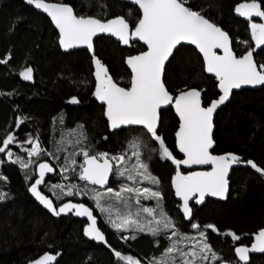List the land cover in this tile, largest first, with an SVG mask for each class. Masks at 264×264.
<instances>
[{"label":"trees","instance_id":"1","mask_svg":"<svg viewBox=\"0 0 264 264\" xmlns=\"http://www.w3.org/2000/svg\"><path fill=\"white\" fill-rule=\"evenodd\" d=\"M50 1L70 4L78 15L100 19L122 15L132 27L140 17L135 5L119 0ZM240 1L252 0H187L186 5L226 30L232 39L233 50L241 55L254 47L251 24L256 21H246L237 15L235 6ZM257 2L264 11V0ZM143 49L144 46L135 40H131L130 47H122L113 37L100 35L94 40L92 52L86 48L64 51L58 44L56 29L44 13L25 0H0V147H4V139L12 133L14 140L6 150L12 148L16 159L19 157L27 162L19 146L30 147L37 139L57 161L55 164L46 156L39 160H48L55 168L45 183L51 181L61 185L55 187L54 193L46 189L45 183L41 190L56 204L72 199L90 205L99 218L108 244L121 256L130 254L140 261L155 260L172 241L204 232L205 242L217 259L212 261L209 257L202 264H216L222 260L241 264L234 255V246L248 244L252 234L264 225V176L251 167H234L226 200L208 198L201 206L193 205V218L186 222L171 188L175 165L172 160L160 158L159 143L141 127L110 130L108 126L104 103L94 95L97 85L94 57L112 81L128 87L131 74L125 58ZM254 56L259 67L264 65V46L258 47ZM26 68L32 69L31 80H24L20 75ZM163 81L173 94L189 87L201 89L204 104L218 96L215 77L205 73L200 54L190 45L181 44L175 49L165 65ZM73 97L78 103L70 102ZM160 114L157 132L173 157L179 158L174 146L178 120L170 107L161 110ZM214 125V152L233 153L242 161L251 160L264 168V86L234 91L229 101L217 111ZM81 149L94 154L123 155L125 159L118 167L126 168H130L129 164L137 156L134 153L138 152L140 160L159 181L152 184L151 189L161 193L160 207L175 227L162 229L159 235L153 236L147 230H117L103 223L99 211L87 197L101 188L79 177ZM4 155L5 152L0 153V195L3 196L0 198V264H25L49 249L62 251L55 264H127L111 249L85 237L83 219L71 214L52 216L31 197L28 187L36 177L35 166L39 161L21 169L13 162L16 159L9 161ZM72 159L75 164L70 163ZM60 167L69 168L66 179L82 186L84 192L73 187L69 190L72 194L65 195L68 186L58 183H64L58 174ZM125 181L114 174L108 187L135 188L137 184L128 179L129 185H126ZM126 195L133 197L132 193L124 192L121 198ZM139 200L135 198L134 201ZM151 202L153 204L148 201L149 205ZM193 223L198 225L196 229L191 227ZM207 225H213L215 230ZM173 231L178 235L172 237ZM229 233L238 236L239 240ZM125 234L128 237L123 239ZM248 264H264V254L252 255Z\"/></svg>","mask_w":264,"mask_h":264},{"label":"snow or ice","instance_id":"2","mask_svg":"<svg viewBox=\"0 0 264 264\" xmlns=\"http://www.w3.org/2000/svg\"><path fill=\"white\" fill-rule=\"evenodd\" d=\"M28 2L34 4L36 8L42 9L51 17L59 29V43L66 50L80 45H86L91 50L93 37L99 33L114 35L124 44L129 43L130 37H136L143 41L148 50L127 58L126 63L132 70L131 87L127 89L118 87L113 83L112 78L107 75V70L94 57L97 69V85L94 95L107 105L105 115L110 127L116 129L122 125H142L151 134L152 138L159 143L161 159L172 160L176 165H212V171L210 172H191L188 175H182L177 171L173 177L172 182L176 195L183 199L182 211L185 218H190L192 215V210L189 207V198L192 193L199 194L200 198L197 203L203 201L205 193L221 198L225 196L228 190L227 175L230 167L243 161L240 156L233 153L219 156L210 154L209 149L214 143L211 135L213 129L212 118L218 106L229 99L232 89L240 88L242 85H264V65H260L258 70L253 60L254 50L250 49L240 57L234 55L229 47L227 33L206 19L200 12L186 7L187 0H135V3L142 10V17L138 20L135 30L131 32H129V25L123 17H116L102 22L100 19L91 16L75 15L73 9L66 4H52L45 2V0H28ZM236 12L245 17L255 15L264 18V11L261 10L257 0L240 4L236 8ZM251 33L256 45L264 46V23H252ZM181 41H189L203 53L206 71L214 73L219 81L222 95L213 100L208 107L201 106V93L195 88L182 91L173 98L162 81L165 61L169 59L174 48ZM214 48H222L224 55H217L213 51ZM20 75L24 80H31L32 69L26 68ZM173 99H175V109L181 122L179 130L176 132L177 146L185 154L186 159L184 160L175 159L163 138L157 135L158 110L162 106L170 104ZM70 102L78 103L75 97ZM17 123L19 124L20 121H17ZM13 140L14 137L9 134L3 141L4 147H0V153L5 152L7 146ZM132 146L135 147L134 144ZM80 151L84 156L80 179L89 181L92 184L104 185L113 167L107 153H98L94 156L90 155L87 149H81ZM40 152L39 145L33 143L28 155L36 156ZM8 155L11 156L12 154L9 152ZM134 155L138 157L139 153H134ZM111 159L120 164L125 157L121 155ZM100 160H103V163H100ZM13 162L18 163L21 169H26L29 163H32V161L25 162L19 157ZM70 163L75 164V159H72ZM246 163L256 172L264 175V168L259 167L251 160L246 161ZM39 170L40 179H37L30 188L33 195L55 215L75 209L76 215L86 216L91 223L84 229L85 234L98 241H104V235L96 226V217L93 216L89 208L83 204L65 203L57 211L53 207L52 201L38 191L37 186L43 182L45 173L52 172L53 168L47 163H41L39 164ZM62 171L66 172L68 168L65 167ZM134 171L143 180H151L154 184L159 183L158 179L148 172L147 164L139 159L137 164L134 165ZM120 175L123 176L124 171H121ZM127 178L135 180L136 176L129 174ZM54 187H61V185H55ZM107 191L112 193L110 188ZM124 192L135 193L137 196H143L144 199L156 198L158 202L162 199L159 191H153L148 187L134 188L128 186H124L121 191L116 192V198L119 199ZM71 194L70 191L68 195ZM0 198H3V196L0 195ZM96 199L99 206V193H97ZM142 211L152 215L154 210L143 208ZM160 217L161 220L156 221V223L159 225L163 222L162 228L152 227V221L148 222L146 228L144 224L140 223L139 219H134L131 213L117 215L116 219L110 218V223L117 230L134 228L141 232L147 230L153 236H157L162 229L175 227L162 208ZM191 227L196 229L198 225L193 223ZM206 227L215 230L213 225H207ZM177 235V231L171 233L172 237ZM199 236L203 238L205 233L200 232ZM182 239L183 237H181ZM233 239L239 240V237L233 235ZM255 241L256 243L251 248L237 247L235 249L240 260L247 261L250 251L264 252V229L258 232ZM179 243L180 240L172 241L171 245L165 250V255L154 260L152 264H196L197 260H208L209 253H211L210 258L212 260L217 259L216 254L212 252L210 246L203 239L197 241L196 247L199 248V251L195 248L184 251L177 247ZM115 255L126 261L127 264H139V261L133 260L132 257L121 256L118 251L115 252ZM54 259V256L46 253L34 264H47V262Z\"/></svg>","mask_w":264,"mask_h":264},{"label":"water","instance_id":"3","mask_svg":"<svg viewBox=\"0 0 264 264\" xmlns=\"http://www.w3.org/2000/svg\"><path fill=\"white\" fill-rule=\"evenodd\" d=\"M119 1H124V2H127V3H130V4L135 5V6L138 8V10L140 11V17H139V19L142 17V10L139 8V5H137V4L135 3V0H119ZM25 2H26L28 5H30L31 7H33L35 10L44 13V14L50 19V21H51L53 27H54V28L56 29V31H57V34H58V44H59V46H60V48H61L62 50H64V51H69V50L77 49V48H86V49H88V47H87L86 45H80V46L72 47V48H69V49H67V50L64 49V48H62L61 45H60V43H59V39H60L59 29L56 27V25H55L54 22L52 21L51 17H50L46 12H44L42 9H38V8H36L34 4H30V3L28 2V0H25ZM45 2H47V3H52V4H61V3H62V4H66V5L70 6V7L73 9V7H72L70 4L66 3V2L50 1V0H45ZM251 2H252V1H240V2L235 6V11H236V8H237L240 4H243V3H251ZM185 6L188 7L187 5H185ZM189 8H190V7H189ZM190 9H191V8H190ZM191 10H193V9H191ZM261 10L263 11L262 7H261ZM194 11H195V10H194ZM73 12H74V14L77 15V16H85V17L91 16V17L97 18V17L92 16V15H78V14L75 13L74 9H73ZM236 13H237V12H236ZM202 15H203V14H202ZM237 15H238L241 19L246 20V21H249V20H258L259 23H264V18H262V17H257V16H255V15H253V16H251V17H245V16H241V15L238 14V13H237ZM203 16H204L206 19H208L210 22H212L213 24L217 25L216 23H214L213 21H211L209 18H207L205 15H203ZM116 17H123V16H122V15H116V16L110 17V18H108V19H100V18H97V19H100L102 22H106L107 20L114 19V18H116ZM123 18H124V17H123ZM124 19H125V18H124ZM139 19H138V20H139ZM125 20H126V19H125ZM138 20H137V22H138ZM126 22H127L128 25H129V32L134 31L137 22H136V24H135L133 27L130 25V23H129L127 20H126ZM217 26L220 27L219 25H217ZM220 28H221L225 33H227V35H228V37H229V47L231 48V50H232V52H233L234 55H236L237 57H240V56L245 55V54L249 51V50H248V51L244 52L243 54L238 55V54L233 50V47H232V39H231L230 35L228 34V32H227L226 30H224L222 27H220ZM100 35H107V36L113 37L116 41H118V42L120 43V45H121L122 47H130V45H131V40L138 41V42H140V43L144 46V49H143L142 51L137 52V53L130 54V55H128V56L125 58V64H126L127 68L129 69L130 74H131V77H130V84H129V86H128V87H123V86H120V85H118L117 83H115V82L113 81V83H115L118 87H123V88H125V89L130 88V87H131L132 70H131V68L129 67V65L126 63L127 58L130 57V56H136V55H139V54L142 53V52H146V51L148 50L147 45H146L143 41H140V40H139L138 38H136V37H130V39H129V43H128V44H124V43H122V42L119 40L118 37H116V36H114V35H111V34H109V33H99V34H97L96 36L93 37V40H92L93 47H92L91 50L88 49L90 52H92L93 49H94V40H95V38L98 37V36H100ZM181 44L190 45V46L194 47V48L197 50V52L200 54V56H201V58H202V61H203V67H204V71H205V73L208 74V75H212V76H214L215 79H216V81H217V91H218V96H217L216 98L212 99L208 104H204V100H203V98H202V90L199 89V88H197V87H189V88H186V89H183V90L177 92L176 94H173L172 92H170V91L167 89L166 85H165V84H164V85H165L166 89L169 91V94H170L173 98H175L176 96H178V95L180 94V92H182V91H187V90H189V89H193V88H195L196 90L200 91V93H201V106H202V107H208V106L211 104V102H212L213 100L218 99L219 96L222 95L221 89L219 88V81H218V79L216 78V76H215L214 73H209V72L206 71V63H205V60H204L203 53H201V52L199 51V49H198L194 44H191L189 41H181L180 44H178V45L174 48L173 53H174L175 49H176L177 47H179ZM258 47H260V46H257V45H256V42H255V43H254V47L252 48V50H254V51H253V60H254L255 63H256V61H255V56H254V55H255L256 50H257ZM213 51H214L217 55H219V56H223V55H224V50H223L222 48H214ZM172 55H173V54H172ZM172 55H170V57H171ZM170 57H169V59H170ZM169 59H168V60H169ZM168 60H167V61H168ZM167 61H165V65H166ZM256 65H257V63H256ZM164 68H165V67H164ZM257 68H258V70H259V66H258V65H257ZM163 75H164V71H163V73H162V81H163ZM163 82H164V81H163ZM263 86H264V85H242L240 88H234V89L231 90V93H230L229 99L231 98L232 93H233L234 91H238V90H241V89H247V88L256 89V88H260V87H263ZM229 99H228L227 101H225L223 104L219 105L218 108H217V109L215 110V112L213 113V118H212V119H213V129H212V133H211V135H212V139H213V132H214V128H215V125H214V118H215V115H216L217 111H218V110H219L224 104H226V103L229 101ZM103 103H104V102H103ZM169 107L172 109L174 115L176 116V118H177V120H178V125H177V128H176L175 132H174V146H175V150H176L177 153L180 155V157L177 158V160H184V159H186L185 154L182 153V152L179 150V147L177 146L176 132L179 130V127H180V123H181V122H180V117H179V115L177 114L176 109H175V99H173V100L171 101L170 104H168V105H164V106H162V107L158 110L159 120H158V124H157V130H158L159 125H160V119H161V114H160V112H161V110H163V109H167V108H169ZM106 108H107V105L104 103V116H105V119L107 120V123H108V126H109L110 130H115V129H113V128L110 127L109 121H108V119H107V117H106V115H105ZM128 126H138V127H142V128H144V126H142V125H122V126H120L119 128H121V127H128ZM116 129H118V128H116ZM144 129H145V128H144ZM145 130H146V129H145ZM146 131H147V130H146ZM10 134H12V133H10ZM213 141H214V139H213ZM214 146H215V141H214V143H213V146L209 149V152H210L211 155H213V156H219V155H224V154H225V153H216V152H214V151H213ZM89 154H90V155H94V156L97 155V154H94V153H89ZM107 157H108V159L110 160V162L112 163L113 167H112V170L109 172L108 180H107V182H106L104 185H96V184H92L91 182L86 181V180H82V181H85V182H87V183H89V184H92V185H96L97 187H100V188L108 187L109 184H110V180H111V178H112V176H113V172H114V168H115L116 162H114V161L111 159V157H109V156H107ZM82 161L84 162V156H83V158H82ZM99 162H100V163H103V160H100ZM41 163H47V164H49V166L53 168V171H52V172H46V173H45V176H44V180H43V182H42L40 185L37 186L38 191H39L42 195H44L45 197H47L48 199H50V200L52 201V203H53V207H54L57 211H58L59 208H60L63 204H65V203H71V204H83L85 207L89 208V209L92 211L93 216L96 217V226H97V228L101 231V233H102V234L104 235V237H105L104 232L102 231V229H101L100 226H99V218H98V216L96 215L94 209H93L90 205H88L87 203H85V202H83V201H77V200H72V199H66V200H64V201H62V202L56 204V203L53 201V199H52L49 195L45 194V193L41 190V187H42V185L45 183V181L47 180L48 175L52 174V173L54 172V170H55L54 166H53V165L51 164V162L48 161V160H42V161L38 162V163L36 164V166H35L36 177H35V179L32 181V183H31V184L29 185V187H28V191H29V194L31 195V197H32V198H33V199H34V200H35V201H36V202H37V203H38L43 209H45L48 213H50L52 216L59 217V216H65V215H69V214H71V215H72L73 217H75V218L83 219V220L85 221V224H84V226H83V234L85 235V237L88 238V239H90V240H93L94 242H96V243H98V244H102L103 246L107 247L108 249H111V251L114 252V254H115L116 251H114V250L111 248V246L108 244V242H107V240H106V237H105V240H104V241H98V240H96V239H94V238H91V237H89V236H87V235L85 234L84 229H85V228L91 223V222L88 220V218H87L86 216H78V215H76V214H75V209H72L71 211L66 212V213H61L60 215H55V214H53V212H52L51 210H49V209H48L43 203H41V202H40V201H39V200L33 195V193L30 191V188H31V185H32L33 183H35V181H36L37 179H40V175H39V171H40V170H39V164H41ZM174 165H175V167H176V172L179 171L182 175H188V174L191 173V172H210V171H212V165H211V164H180V165H176V164H174ZM238 166H247V167H251L250 165H247L246 161H243L242 163H239V164H236V165H232V166L230 167L229 172H228V175H227V180H228V190H227V192L225 193V196H224L223 198H221V197H217V196H212V195H210V194H208V193H205V196H204L203 201H202L201 203H197V200L200 198V197H199V194H198V193H192V195H191L190 198H189V207H190L191 210H192V215H191L190 218H185V217H184V214H183V211H182L183 199H182L181 197H179V196L176 195V190H175V187H174L173 182H172V181H173V177L176 175V172L174 173V175H173L172 178H171V188H172V191H173V196H174V198L176 199V201L178 202V209H179V212L181 213V215L183 216V219H184L186 222H190V221L192 220V218H193V209H192V205H191V204H195V205L201 206V205H202V204H203L208 198H209V199H214V200H219V201H224V200H226V198H227V196H228V194H229V190H230V180H229V177H230V174H231V170H232L234 167H238ZM251 168H252V167H251ZM181 170H185L186 172H183V171H181ZM254 170H255V169H254ZM80 172H81V169H80ZM80 172H79V177H80ZM263 176H264V175H263ZM261 229H264V225H263L261 228H259L256 232H254V233L252 234V239H251V241H250L248 244L238 243V244H236V245L234 246L233 252H234V255H235L236 259L239 261V263H241V264H248V263L250 262V258H251L252 255H260V254H264V252H260V251H250V252L248 253V260H247V261H242V260L239 259V256L237 255V253H236V251H235V249H236L237 247H247V248H251V246H252L254 243H256V241H255V236L258 234V232H259ZM46 253L55 257L54 260L47 262V264H55L56 261L58 260V258L60 257V255L62 254V251H61V250L52 251L51 249L46 250V251L40 253L39 255H37L36 257H34V258L28 260L25 264H34L35 261H37L38 259H40V258H41L42 256H44ZM216 264H231V263H230L229 261L222 260V261L217 262Z\"/></svg>","mask_w":264,"mask_h":264},{"label":"rangeland","instance_id":"4","mask_svg":"<svg viewBox=\"0 0 264 264\" xmlns=\"http://www.w3.org/2000/svg\"><path fill=\"white\" fill-rule=\"evenodd\" d=\"M96 70L97 69H96V64H95V76H96ZM96 84H97V79H96ZM33 143H37L39 145V147L41 149V152H40V154H38L36 156H29L28 153L32 149V144ZM19 150H20V152L24 153V156L27 158V162L28 161H32V163H30V164H35L36 162H38L44 156L48 157L55 164H57L56 158L52 155V153H50L49 151L44 150L43 147H41V145H40V143H39V141L37 139H34L32 141L30 147L19 146ZM9 152L12 154L11 156L8 155ZM4 156L9 161L10 160L12 161V160L16 159L15 156H14V151H13L12 148H8L5 151V155ZM82 156H83V154H82ZM107 156H109L111 158L112 157H116V156H110L108 154H107ZM119 156H121V155H119ZM138 159L140 160V158L137 157V156H135L133 158L132 163L129 164L130 168H126V166L118 167L120 164L118 165L116 163L117 169L115 167L114 172L116 171V173L113 172V175L115 174L117 177H119V178L121 177V178L125 179L126 181L124 182V184H126V185H129V182L127 181L128 180V178H127L128 175L129 174L135 175L136 176L135 181L137 182V184H135V187H140V188L148 187V188H151V185L154 184V183L151 180H143L134 171V165L137 164V160ZM68 170H69V168H68ZM58 171H59L58 174L60 175V177H62L64 179L63 180L64 183L63 182H59V181H58V183H62V186H64L65 184L68 186V187H65L66 188L65 190L67 191V192H65V195H68L69 190L71 188H73V187H75L79 191H83L84 192V189H83L82 186L78 185L77 183H73L71 181H68L66 179V177H67L66 172L62 171L61 167L58 169ZM121 171H124V175L123 176L120 175ZM148 172L150 173L149 170H148ZM151 176H153V175L151 174ZM54 177H57V175L54 174ZM47 182L45 183V185L47 187L46 189H49V191H52L54 193L55 183H52L51 181H47ZM121 188H122V186H120L118 189L110 188V189H112V193H108L107 190L109 189V187H105V188H101L98 191H95V193H90V194L87 195L88 199H90L93 202L94 206L99 211V214H100V216H101V218L103 220V223H106V225H109L111 228H113L111 223H110V218L111 219H116L117 215H125V214H128V213H131L133 218L134 219H139L140 223L144 224L146 226V228L148 226V222L149 221H152V225H151L152 227H160V228H162V223L163 222H161V224H159V225L156 223V221H160L161 220V217H160V210H161L160 203H162V202L160 200L158 202L156 198L144 199L143 196H137L135 193H132V195H133L132 198L127 197V195H126L123 198L120 197L119 198L120 201H119V199L116 198L115 193L119 192L121 190ZM153 191H155V190H153ZM97 193H99V206L97 204V199H96ZM62 195H63V193H61L60 196H62ZM60 196L58 195V198H60ZM135 198H136V200L140 199V200H142V202L144 201L143 204H142V202L140 200H139V202H140L139 204L135 203V201H134ZM115 199L117 200L116 202H114ZM149 200L153 201V204L151 202L152 205H149V203H148ZM143 208L153 209L154 210L153 214L149 215V213L143 212L142 211ZM129 229H131V228H129ZM199 233H195L192 236H190L189 238L184 237L183 240H180V243L177 244V247L182 249V250H184V251H190V250H193V248H195V250L199 251V248L196 247L197 241H199L201 239H203L205 241V237L201 238L199 236ZM122 237H123V239H126L128 237V234H125ZM171 243L166 247V249L171 245ZM165 250H164V253L162 254V256L165 255ZM122 256L132 257L133 260L139 261V264H152V262L154 261L152 259H147L146 261H140L139 259H137L136 257H134L133 255H130V254H123ZM209 257H211V253H209ZM160 258H156L155 260L160 259ZM177 259L179 260V257ZM204 261L205 260H199L200 263L198 262V264H202V263H204ZM122 262L127 263L124 260H122ZM196 264H197V262H196Z\"/></svg>","mask_w":264,"mask_h":264},{"label":"flooded vegetation","instance_id":"5","mask_svg":"<svg viewBox=\"0 0 264 264\" xmlns=\"http://www.w3.org/2000/svg\"><path fill=\"white\" fill-rule=\"evenodd\" d=\"M254 21H256V23H259V21L258 20H254ZM138 127V126H137ZM142 128V127H141ZM144 129V128H143ZM145 130V129H144ZM158 131V130H157ZM157 135H159V136H161L162 137V135L160 134V133H158L157 132ZM104 153V152H103ZM179 157H180V155H179ZM82 158H83V156H82ZM82 158H81V165H83V161H82ZM177 159V158H176ZM40 162V161H39ZM115 162V161H114ZM116 166V165H115ZM80 169H81V166H80ZM115 169V168H114ZM181 171H183V172H186L185 170H181ZM175 172H176V167H175ZM174 175V174H173ZM110 182H111V180H110ZM87 183V182H86ZM89 184V183H88ZM90 185H92V184H90ZM94 186H96V185H94ZM100 188V187H99ZM192 206L193 205H195V204H191ZM196 206H198V205H196ZM177 207H178V204H177ZM192 209H193V207H192ZM95 211V210H94ZM96 213V212H95Z\"/></svg>","mask_w":264,"mask_h":264}]
</instances>
